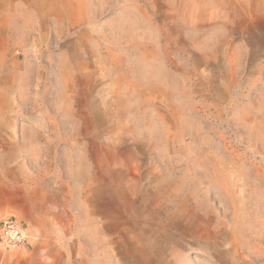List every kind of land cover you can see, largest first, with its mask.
Here are the masks:
<instances>
[{
    "label": "rangeland",
    "instance_id": "374dc122",
    "mask_svg": "<svg viewBox=\"0 0 264 264\" xmlns=\"http://www.w3.org/2000/svg\"><path fill=\"white\" fill-rule=\"evenodd\" d=\"M20 2L0 143L36 254L264 264V0Z\"/></svg>",
    "mask_w": 264,
    "mask_h": 264
},
{
    "label": "crops",
    "instance_id": "0c3cea01",
    "mask_svg": "<svg viewBox=\"0 0 264 264\" xmlns=\"http://www.w3.org/2000/svg\"><path fill=\"white\" fill-rule=\"evenodd\" d=\"M20 4V0H0V96L4 94V66L12 51L13 23L20 21V12L14 20L13 10L20 8ZM23 151L26 150L21 144L0 143V222L5 217L15 216L28 225L26 246L8 255H0V264H55V257L36 254L41 236L38 234L36 211L31 210L28 202L29 190L21 178V173H25L21 169L23 161L20 160Z\"/></svg>",
    "mask_w": 264,
    "mask_h": 264
},
{
    "label": "built area",
    "instance_id": "2783aa9c",
    "mask_svg": "<svg viewBox=\"0 0 264 264\" xmlns=\"http://www.w3.org/2000/svg\"><path fill=\"white\" fill-rule=\"evenodd\" d=\"M27 227L15 216H8L0 222V250L22 248L27 244Z\"/></svg>",
    "mask_w": 264,
    "mask_h": 264
}]
</instances>
